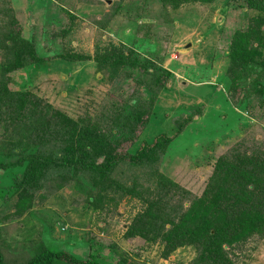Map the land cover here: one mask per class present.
<instances>
[{
	"label": "rangeland",
	"instance_id": "374dc122",
	"mask_svg": "<svg viewBox=\"0 0 264 264\" xmlns=\"http://www.w3.org/2000/svg\"><path fill=\"white\" fill-rule=\"evenodd\" d=\"M7 1H1L0 20L7 21ZM10 7L23 37L35 40L41 62L13 73L9 83L13 90H31L70 119L124 117L134 112L137 101L143 105L148 100L145 88L135 80L134 64L126 69L130 75L124 70L114 79L99 66L97 57L111 46L132 50L131 57L140 65L152 64L145 75L154 73V79H160L156 89L164 87L152 109L158 129L149 127L129 153L138 155L155 143L159 133L163 139L174 138L151 169L187 192L184 198L201 196L217 160L239 144H245L249 154L264 157V110L259 108L264 106V73L257 68L235 88L226 76L231 39L254 15L244 0L186 4L176 11L160 0H12ZM63 54L91 60L67 62L59 58ZM135 86L139 95L131 98ZM184 108L195 115L178 133ZM4 141L8 144L10 139ZM0 151V165L5 162L0 170V252L8 263L21 264L44 252L66 253L89 264H194L197 259L193 247L163 259L161 244L127 237L128 227L143 211L142 202L130 198L119 202L118 197L108 202L113 193L102 192L105 202L93 210L87 199L97 189L82 175L61 188L48 182L27 201L30 205L15 213L12 186L27 162L20 158V167L8 165L26 151L7 146ZM140 166L130 169L122 164L109 178L117 186H128ZM144 177L139 175V183L148 179ZM263 236L255 235L229 251L232 263L264 264Z\"/></svg>",
	"mask_w": 264,
	"mask_h": 264
},
{
	"label": "trees",
	"instance_id": "16d2710c",
	"mask_svg": "<svg viewBox=\"0 0 264 264\" xmlns=\"http://www.w3.org/2000/svg\"><path fill=\"white\" fill-rule=\"evenodd\" d=\"M1 1L0 6L3 5ZM11 1H7V21L0 20V149L7 146L26 151L24 157L18 155L16 161L7 164L17 168L21 165L20 158L27 162L17 180L19 182L12 186L16 194L13 204L15 213L30 205L27 201L31 202L38 196L48 182L61 188L69 180L82 175L97 189L87 199L88 206L93 210L99 206L102 208L105 202L102 192L106 195L113 193L110 196L113 199L108 202H114L116 197L119 202L125 198L142 202L143 211L135 216L126 236L161 244L163 259L180 248L193 247L198 252L194 264H233L228 257L229 251L245 245L255 235H264V157L250 153L251 157L243 147L245 144L228 150L217 160L212 176L199 197L184 198L187 192L151 169L158 160L157 155L165 153L174 138L163 139L164 135L159 133L154 138V144L131 156L129 150L144 132L151 126L156 131L158 129L152 109L157 103L158 91L162 92L164 88L156 89L160 86V79L155 80L154 73L145 75L150 67L153 69L152 64L146 67L136 63L137 58L131 57L132 50L111 46L110 51L106 50L97 57L99 66L108 70L113 79L122 75L124 70L126 75H130L126 69L134 64L135 80L145 88L148 100L143 105L137 101V107H132L134 112L127 116H86L75 121L53 109L31 90H13L8 81L10 76L41 60L36 55L35 40L23 37L22 28L13 17ZM160 1L176 11L186 4L211 5L220 0ZM244 1L254 15L246 28L236 31L230 42V66L226 76L231 81V88H235L239 80L251 77L257 68L264 73V0ZM59 58L75 63L91 60L89 56L69 54ZM129 58H133L134 63ZM162 74L170 78L169 73ZM137 87H134L131 98L139 95L140 88ZM259 108L264 110V106ZM181 115L185 119L176 128L178 133L186 130L195 113L184 108ZM255 117L260 119L262 115ZM169 128L171 132L175 129L173 126ZM113 133L118 136L117 140ZM5 137L10 139L8 144L4 141ZM128 143V149L120 150L123 144ZM31 146L36 151H32ZM122 164L130 169L141 165L142 170L137 173L140 178L145 176L148 179L139 183V175L131 176L133 181L130 185L117 186L109 177ZM4 166L5 162L0 165V170ZM56 261L89 264L66 253L45 252L21 264H54ZM0 264H10L1 252Z\"/></svg>",
	"mask_w": 264,
	"mask_h": 264
},
{
	"label": "water",
	"instance_id": "95a60500",
	"mask_svg": "<svg viewBox=\"0 0 264 264\" xmlns=\"http://www.w3.org/2000/svg\"><path fill=\"white\" fill-rule=\"evenodd\" d=\"M108 3H109V1H108Z\"/></svg>",
	"mask_w": 264,
	"mask_h": 264
}]
</instances>
